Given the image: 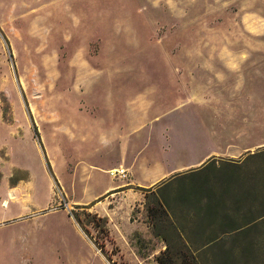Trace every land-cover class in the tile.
Masks as SVG:
<instances>
[{"label": "rangeland", "instance_id": "374dc122", "mask_svg": "<svg viewBox=\"0 0 264 264\" xmlns=\"http://www.w3.org/2000/svg\"><path fill=\"white\" fill-rule=\"evenodd\" d=\"M258 142L264 0H0V264H264Z\"/></svg>", "mask_w": 264, "mask_h": 264}, {"label": "crops", "instance_id": "0c3cea01", "mask_svg": "<svg viewBox=\"0 0 264 264\" xmlns=\"http://www.w3.org/2000/svg\"><path fill=\"white\" fill-rule=\"evenodd\" d=\"M245 59H243V60H245ZM239 64H240V67H239L240 69H238V70L233 69V68H228V67H226L225 69L226 70H230V71H234L235 74H239V72H241L243 74V72H242L243 69H242V66H241L242 63H239ZM198 86H201L199 88H202V89H205L207 87V89L209 90L211 88H214L216 85H215L214 82H207V83H203V84L202 83H199ZM198 86H196V87H198ZM232 87H233L232 89L240 88V90L243 91L244 88L246 87V85H245V82L242 80V81L239 82V84L236 83L235 85H232ZM245 104L247 106V103H245ZM214 127H215L214 130H216L217 129V126H214ZM227 127H229V126L226 125L224 127V129L227 128ZM207 130L209 131V133H212V130L213 129L211 127H208ZM256 144L260 146V145H263L264 142H258ZM253 147L254 146H252V147H247V146L246 147H243V146H240L239 144H236V143H228L225 146V148H214V149H212V151L206 153L203 157L197 159V161L192 162V164L194 165V164H196L199 161H202V160H205L206 161V160H208V158H211L212 156H216L215 153H217V151L218 152L220 151L223 154H225V155H227V156H229L231 158L232 157H235L236 158V156H238V154H240L239 152L253 150ZM167 170L168 169L165 168V167L164 168L163 167H159L157 170L148 171V173L145 174L141 179H137L134 176L130 180L126 181L124 185H122L121 187H119V189L121 188L119 191H125V192H127L129 190H136L135 192H139L138 195H137V198L142 199L143 198L142 191L143 190L147 191V188H149V187H145L144 186V183L146 182V179H151L153 176L154 177L155 176H161ZM159 186H161V185H159ZM137 190H139V191H137Z\"/></svg>", "mask_w": 264, "mask_h": 264}, {"label": "trees", "instance_id": "16d2710c", "mask_svg": "<svg viewBox=\"0 0 264 264\" xmlns=\"http://www.w3.org/2000/svg\"><path fill=\"white\" fill-rule=\"evenodd\" d=\"M34 130L36 132V135H39L37 126L34 123ZM263 154L264 155V149L259 150L258 152H253L250 153L247 158L249 157H255L257 155ZM245 160V159H244ZM212 161V160H211ZM211 161H208L204 166L199 167V169L194 170V172L199 171L203 168H205V166H207ZM227 164H234L233 168H238L241 166L243 161H236V160H229ZM195 174V173H194ZM220 196H218V194L216 193H202L200 194L199 197H196V200L194 201V203L190 206L193 207L195 209V214L196 215H206V216H211V215H219L220 214V209L223 207L222 206V201L223 199L218 198ZM225 215H228V213H226ZM260 217H264V212L262 214H260L257 218ZM252 222V221H251ZM249 222V223H251ZM248 223V224H249ZM230 224L231 223H226L225 225ZM244 225H237V223H233L231 229L229 230V227L227 229H225V232H229V231H235L238 230L240 228H242Z\"/></svg>", "mask_w": 264, "mask_h": 264}, {"label": "built area", "instance_id": "2783aa9c", "mask_svg": "<svg viewBox=\"0 0 264 264\" xmlns=\"http://www.w3.org/2000/svg\"><path fill=\"white\" fill-rule=\"evenodd\" d=\"M127 170L128 169L124 165H122L120 167L111 168L110 169V173L113 174V175L126 176Z\"/></svg>", "mask_w": 264, "mask_h": 264}]
</instances>
